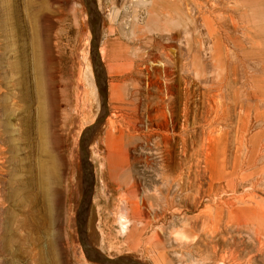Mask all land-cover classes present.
Listing matches in <instances>:
<instances>
[{"label": "rangeland", "instance_id": "1", "mask_svg": "<svg viewBox=\"0 0 264 264\" xmlns=\"http://www.w3.org/2000/svg\"><path fill=\"white\" fill-rule=\"evenodd\" d=\"M95 1L102 118L85 1L0 0V264H99L77 230L80 141L96 122L85 225L96 251L143 264H264V0ZM108 39L121 44L113 72L100 55ZM115 143L129 162L120 186ZM48 160L59 182L49 223L35 231L15 220L26 195L18 182Z\"/></svg>", "mask_w": 264, "mask_h": 264}, {"label": "bare ground", "instance_id": "2", "mask_svg": "<svg viewBox=\"0 0 264 264\" xmlns=\"http://www.w3.org/2000/svg\"><path fill=\"white\" fill-rule=\"evenodd\" d=\"M16 30L18 31L19 29H16ZM120 49H121V44L118 41L112 40V39H108L107 41H105L103 43V46L100 49V55L105 60L106 65L110 68V70L112 72H113V70H116V69H114V67H113L112 64L110 65V61H112V60L115 59L116 52L118 50H120ZM33 58H34V74H35V76L37 78V99H38L39 121H43L44 120V113H45V111L43 112V108H44V98H43V92L41 90V80H40V78H41V70H40V65H39L40 52H39V49H38V45L36 44V41L33 43ZM26 61H27V59H26V55H25V56H23V61L20 63V65L21 66L26 65ZM117 71H118V69H117ZM109 86L113 90L116 87V81L115 80H112V79L109 80ZM22 97H23V100H24V102L26 104V107L29 109L31 103L33 102V97L31 99H30V97L28 98V97H25L24 95ZM109 121H110V126L113 127L114 126V122L111 119H109ZM29 122L30 121L27 120V123H26V133H24L25 136L27 134H29V130H30V124H29ZM41 134L43 135L42 132H41ZM122 137H123V135L121 134L120 136H118V139L121 140ZM111 152L113 153L114 158L117 159V160H119V161H117L115 163V169H116V171L114 172V174L111 173V169H112L111 167L112 166L109 165V167H110V173H111V180L116 185H119L120 186V183H119L120 182V179L117 178V177L118 176H121V175H124V173L127 172V168H128L129 162L127 161L125 163L124 162V159H122L123 158V152H122V145H121V143H119V144H116V143L113 144V146L111 148ZM40 153H42V154L46 153V149L44 147V144L40 148ZM45 155L47 156V153ZM97 156L99 157V155H97ZM47 163H45V161H42V163L39 164V169H40L39 170V175H34L33 174L34 168L31 165L28 166L27 167V176L24 178V180L18 182V185L21 187L22 190H24L26 192V195L24 196L23 200L17 204L20 212H19L18 216H16V218H15V220L18 223L17 222H14V223H17L19 226H24V227H28L29 226V227H31L35 231H38L39 230V223H40V221H42L43 224H44V222L46 224L49 223L48 214H49V207H50L49 206L50 205L49 198L51 197L50 196L51 195L50 192H51V190L53 188H55L54 185L57 184V182H59V177H58L59 175L57 173L58 171H57L55 165L53 164V161L50 162L49 164H47ZM14 194H15V191H14L13 188H11V197H13ZM38 211H40L41 213H43V216H41L43 219L38 218L39 217ZM39 232H37V233L39 234ZM18 233H20V232H18ZM15 235H16V233H15ZM29 236H30V234H29ZM20 238H22L21 235H20ZM26 239H28V238L26 237ZM16 240H19V239H16ZM37 240H38V238H37ZM15 241H14V243H15ZM6 242H7V240H6ZM17 242H19V241H17ZM52 245H54V244H49V246H48L50 253L53 252ZM94 246L96 248L98 247L96 244ZM2 247H3V249H2L3 252H5L7 250L6 244L3 243ZM19 252H20V250H19ZM45 252H47V251H45ZM13 255H16V254H13ZM56 256H57V254H56ZM17 257H18V254H17ZM57 258L58 257H56L55 260H57ZM43 259H44V257H43ZM52 260L54 261V257L52 258ZM36 262H37V264H41L40 261H36ZM57 262H59V261H57ZM43 264H44V262H43Z\"/></svg>", "mask_w": 264, "mask_h": 264}, {"label": "water", "instance_id": "3", "mask_svg": "<svg viewBox=\"0 0 264 264\" xmlns=\"http://www.w3.org/2000/svg\"><path fill=\"white\" fill-rule=\"evenodd\" d=\"M88 13V23L91 30V57L93 63V72L95 76V81L97 88L99 90L101 104H102V114L101 118L106 112V87H105V77L101 67V61L99 57V52L97 49V42L100 32V14L97 9V3L95 0H84ZM95 125L86 129L83 138L80 141V156L83 166L86 168L81 186V198L79 201V210L77 213V230L79 235V241L83 252L87 259L99 263V264H143L129 257H118L115 259L108 258L96 251L91 245L86 242L85 239V225L88 216L89 207L91 204V199L93 195L94 188V174L89 162V144L91 142L92 132L95 129Z\"/></svg>", "mask_w": 264, "mask_h": 264}]
</instances>
